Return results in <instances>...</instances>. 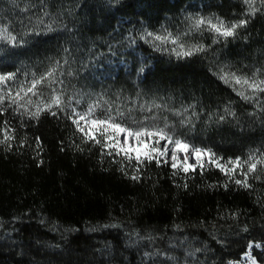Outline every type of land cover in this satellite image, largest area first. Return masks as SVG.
I'll return each mask as SVG.
<instances>
[{"label":"trees","instance_id":"1","mask_svg":"<svg viewBox=\"0 0 264 264\" xmlns=\"http://www.w3.org/2000/svg\"><path fill=\"white\" fill-rule=\"evenodd\" d=\"M15 1L43 7L56 20H64L74 31L69 36L79 34L83 44L108 39L120 29L141 22L157 27L178 18L190 2L0 0V12L9 14L19 24L26 20L16 15L11 3ZM210 8L225 17L241 16L246 10L239 0H214ZM244 16L248 41L235 44L234 40L230 41L223 56L236 68L256 63L261 67L264 5L255 14ZM66 35L58 31L33 37L22 48H5L0 51V70L16 71L22 64L57 56L61 48L69 47ZM148 56L141 73H137L135 66L129 72L112 68L111 76L104 78L105 88L130 96L138 90L144 96L171 98L191 105L200 115L198 124L201 125L197 129L201 132L202 126L208 123L203 135L196 139L198 147L211 150L222 158V164L237 157L246 159L250 154L257 158L264 155V116L261 122L248 116L249 105L214 74L205 56L194 54L183 59L151 53ZM92 84L90 81L89 85ZM94 90L101 91V85H94ZM53 112L55 116L45 111L38 119L29 118L13 106L0 104V141L5 134L12 137L0 143V219L38 213L75 228L110 219L133 222L140 228L162 229L175 224L208 227L219 234L220 237L217 234L218 237L212 236L209 241L224 257L226 253L216 242L225 243L229 231L245 230L247 241L241 250L227 255L225 264L238 262L248 253L259 262L255 253L264 248V168L258 166V171L249 176L247 189L237 186L215 166L206 165L203 173L197 167L187 174L177 171L174 175L171 162L161 160L159 165L155 161L145 162L136 173L135 160L129 165L122 154L116 155L113 151L109 156L106 154L109 150L100 145L91 141L83 143L82 133L68 119L71 112L59 108ZM133 174H138L140 179L133 180ZM257 175L259 179L255 178ZM234 177L244 178L239 171ZM19 230L26 241L34 237L28 225L20 226ZM83 238L79 232L71 236L69 243L76 248L85 243ZM0 264L30 263L0 250Z\"/></svg>","mask_w":264,"mask_h":264},{"label":"rangeland","instance_id":"2","mask_svg":"<svg viewBox=\"0 0 264 264\" xmlns=\"http://www.w3.org/2000/svg\"><path fill=\"white\" fill-rule=\"evenodd\" d=\"M212 1L214 0H190L178 18L169 19L162 25L153 27L141 22L120 29L113 37L87 41L86 44L82 43L77 33L71 34L70 37L69 33L73 30L69 29L68 24L64 20H56L43 7L36 8L30 3L19 1L11 2L16 15L24 16L26 22L19 24L12 20L9 14L0 12V28H7L9 33L17 38L15 45L0 42V51L5 48L25 47L27 41L33 37L51 35L58 31H62L64 35L67 33L69 47L61 48L57 56L22 64L16 71L0 70V74H16L15 81L9 82V88L0 87V92L13 91L14 94L21 82L27 85L34 78L38 79L55 69L51 78L55 83L46 81L40 86L43 95L31 96L33 103L26 105L28 112L15 105L10 106L29 116L30 112L36 111L38 103H47L53 94H57L61 96L63 110L67 112L72 113L75 109L78 113H85L89 106H92L95 108L96 118L111 115L117 122L128 127L167 126L165 130L170 134L198 147L196 139L203 135L208 123L202 126L204 130L201 132L197 129L198 125H201L198 124L200 115L194 107L173 101L171 98L144 96L138 90L136 95L132 96L109 92L108 88H105L107 86L104 79L111 76L114 67L129 72L135 66L137 73H141L150 53L183 59L189 56L177 55L182 48L189 50L196 47L202 48L203 51L194 54L205 56L211 70L221 81L235 94L243 92L244 96L249 97L244 99L238 95L249 105L248 116L261 122L264 116V92H254L246 85H237L232 77L250 81L264 80V59L260 62L261 67L256 63L250 67L244 65L242 68H236L233 62L223 56L230 41L234 40L235 44L247 40L245 31L248 25L237 28L236 34L228 38L218 36L208 29L207 24L199 29L194 27V21L197 19L210 20L212 23L223 21L225 25L237 23L242 19L247 21L244 16L249 15L246 14L247 5L243 0H239L246 9L244 14L225 17L211 10ZM261 5L260 0H256L254 7L258 9ZM148 32L168 39L164 42L153 40L151 36H147ZM172 40L177 43H172ZM73 43L76 44L72 48ZM225 76L228 77V83L222 79ZM90 81L92 85H89ZM97 83L101 85V91L94 90ZM27 99L26 97L25 100ZM21 103L24 104L25 101ZM4 105L9 104L5 101ZM55 109L57 108L54 107L51 111ZM83 123L82 121L81 124ZM163 143L161 142V146ZM180 158H183V153ZM168 161L171 162L170 159ZM189 163L194 164L195 160L190 159ZM22 225H28L34 231V237H30L29 241L23 238L19 230ZM79 232L82 233L85 243L75 248L70 245L69 239ZM217 234L208 227L199 229L175 224L162 229L140 228L133 222L117 219L104 223H85L81 228H75L56 223L38 213H26L9 220L0 219V250L13 257H23L30 264H225L229 253L234 254L242 249L247 241L246 231H229L226 233L228 237L225 243L216 242L222 247L226 257L218 254L215 244L212 245L209 241L212 236L218 237ZM255 256L259 262L248 253L242 256L240 261L229 264H252L253 260L255 264H264V248L256 252Z\"/></svg>","mask_w":264,"mask_h":264},{"label":"snow or ice","instance_id":"3","mask_svg":"<svg viewBox=\"0 0 264 264\" xmlns=\"http://www.w3.org/2000/svg\"><path fill=\"white\" fill-rule=\"evenodd\" d=\"M244 4L247 5L246 14H255L258 11L254 7L256 0H243ZM261 4L264 5V0H260ZM247 23L246 20H240L237 23L231 25H225L223 21H217V23H212L210 20L197 19L194 21V27L199 29L202 25L207 24L208 29L218 34V36L228 38L236 34V29L243 27ZM147 36H151L153 40L164 42L168 37H161L159 35H154L151 32L147 33ZM0 42H6L9 45H15L17 43V38L9 33L7 28H0ZM172 43H177L176 40H172ZM197 51H203L202 48H191L189 50L181 49L177 55L181 56H191ZM55 69L49 71L46 75L40 78H34L29 82V84L24 85L22 82L16 87L15 93L13 91L0 92V104H4L5 101L9 105H15L17 108H23L25 112H28V107L33 103L31 96H42L43 92L40 90V86L44 85L47 81L49 83H55V80L51 79L54 76ZM15 73L0 74V87L9 88V82L15 81ZM226 83H228V77H222ZM232 80L237 85H246L252 91L264 92V80L260 81H250L248 79H242L240 77L233 76ZM31 94V95H29ZM244 99H249V97L244 96L243 92H238ZM28 98L25 100V98ZM21 101H25L24 104ZM63 101L60 95L53 94L51 99L47 103H38L36 111L29 113V118L38 119L42 112H51L53 116L56 115L55 112L51 111L52 108H59L61 111ZM95 108L89 106V109L85 113H78L73 109L72 114L69 115L68 119L72 120V123L76 126V130L83 135V143H88L89 141L94 144H98L102 149H107V155H113V151L116 155H123V159L126 160L129 165H132V161L135 160V165L133 166L135 172L138 173L140 168L144 166L145 162L152 163L155 161L157 165L163 160L164 163L171 160V168L173 169V174L175 175L177 171H182L185 174L190 171H195L197 167L201 169V173L207 166H215L224 173L230 180H234L237 186L243 187L245 189L249 188L248 178L251 174L258 171V166L264 168V155L257 158L255 155L250 154L246 159H241L237 157L235 159H229L225 163H220L222 158L216 157L211 150L203 149L200 147H194L186 140L170 134L165 128L158 127H138L132 128L125 126L123 123L117 122L116 118L109 115L105 118H96L94 116ZM2 114V113H0ZM122 115V113L120 114ZM84 122L83 125L81 122ZM122 137V140H121ZM10 135L5 134L4 140L0 143H5L11 140ZM131 141V142H130ZM161 142H164L161 146ZM37 144L39 145V140L37 139ZM11 145H9L10 147ZM183 153V158H180V154ZM105 154V153H102ZM206 158V161H205ZM190 159H194L195 163H189ZM117 163H122L121 161H114ZM246 168V171L243 169ZM124 171L123 167L120 169ZM239 171L243 179H236L234 174ZM127 174V173H125ZM133 180H139L138 174H133L131 177ZM259 179L260 176L255 177ZM186 187V186H185ZM227 188V184L224 185ZM249 248L253 247L252 243H249ZM260 247L259 244L255 245ZM255 264V261H252Z\"/></svg>","mask_w":264,"mask_h":264}]
</instances>
